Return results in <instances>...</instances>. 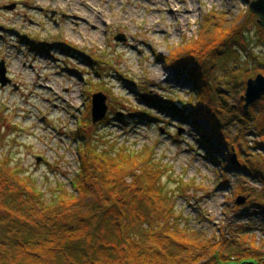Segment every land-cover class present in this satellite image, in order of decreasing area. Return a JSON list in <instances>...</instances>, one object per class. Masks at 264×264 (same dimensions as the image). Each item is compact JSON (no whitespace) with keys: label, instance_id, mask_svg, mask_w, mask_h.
<instances>
[{"label":"rangeland","instance_id":"rangeland-1","mask_svg":"<svg viewBox=\"0 0 264 264\" xmlns=\"http://www.w3.org/2000/svg\"><path fill=\"white\" fill-rule=\"evenodd\" d=\"M172 1L0 0V63L11 80L0 83V161L52 201L58 190L76 191L84 154L115 153L123 167L109 162L124 189L159 169L181 229L214 240L245 226L264 252V217L238 205L236 194L239 186H261L232 168L225 148L211 160L191 122L166 108L172 99L193 113V86L171 67L184 43L200 37L209 16L218 23L243 19L256 0H177V13ZM250 30V46L260 54ZM189 69L183 67L184 77ZM97 94L106 95L108 112L94 124ZM81 123L88 141L80 140ZM200 125L211 132L208 120ZM249 139L250 146L260 141Z\"/></svg>","mask_w":264,"mask_h":264},{"label":"trees","instance_id":"trees-1","mask_svg":"<svg viewBox=\"0 0 264 264\" xmlns=\"http://www.w3.org/2000/svg\"><path fill=\"white\" fill-rule=\"evenodd\" d=\"M247 15L252 19L248 25ZM255 18L249 10L234 22H214L213 15L206 19L202 36L185 42L171 65L179 79L193 86L189 107L194 114L187 116L188 105L178 106L172 99L166 108L191 122L199 133L195 140L211 160L225 148L232 168L261 186H239L236 194L246 198L250 213L264 217V98L248 111L243 100L249 79L264 75V28L254 25ZM251 28L260 54L250 46ZM183 67L191 68L186 77ZM201 119L209 121L210 133ZM80 127V140L88 141L87 126ZM254 135L260 141L250 146ZM214 139L219 141L215 149ZM106 153L110 159L84 154V169L73 182L76 191L58 190L52 201L0 161V264H264L250 228L238 226L214 240L181 229L159 169L147 170L137 185L124 189L116 182L120 170L111 163L116 159L123 167L121 157Z\"/></svg>","mask_w":264,"mask_h":264},{"label":"water","instance_id":"water-1","mask_svg":"<svg viewBox=\"0 0 264 264\" xmlns=\"http://www.w3.org/2000/svg\"><path fill=\"white\" fill-rule=\"evenodd\" d=\"M15 6L8 9H14ZM250 11L258 17L257 24L264 28V0H256L250 4ZM117 40H124L123 38ZM0 83L5 87L11 84V80L7 77V70L4 63H0ZM264 98V75L259 74L255 78L249 79L247 82L246 93L243 96L245 101V110H249L251 106ZM108 112L107 97L104 94H97L93 97L92 117L93 123L98 124L105 120ZM41 162V159H38ZM233 163L239 165L237 157L234 156ZM246 198H238V205H243ZM249 264H255L249 263Z\"/></svg>","mask_w":264,"mask_h":264},{"label":"bare ground","instance_id":"bare-ground-1","mask_svg":"<svg viewBox=\"0 0 264 264\" xmlns=\"http://www.w3.org/2000/svg\"><path fill=\"white\" fill-rule=\"evenodd\" d=\"M171 4L175 7V10H176L175 13H177V12L180 11V9H179V5H180V4H179V2H178L177 0H173ZM72 8H73V7H72ZM73 9H74V8H73ZM77 11H78V10H77ZM88 11H89L90 13H93V12H94L92 9H90V10H88ZM195 11H196L195 9L192 10L193 13H194ZM102 14H105V11H103ZM125 15H129L130 18L133 17V14H130V12H128V11L125 12ZM78 134H79V133H78Z\"/></svg>","mask_w":264,"mask_h":264}]
</instances>
